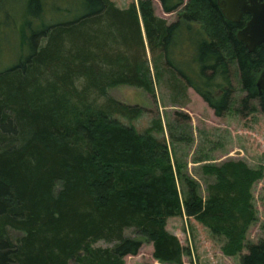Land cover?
I'll use <instances>...</instances> for the list:
<instances>
[{
	"label": "trees",
	"instance_id": "obj_1",
	"mask_svg": "<svg viewBox=\"0 0 264 264\" xmlns=\"http://www.w3.org/2000/svg\"><path fill=\"white\" fill-rule=\"evenodd\" d=\"M160 2L174 21L151 0L126 8L73 0L56 8L65 15L56 20L42 16V0L28 1L27 51L0 70V264H125L143 244L125 236L128 228L152 241L159 261L185 264L166 229V218L183 212L225 236L224 253L242 250L264 169L230 159L209 168L206 198L188 179L182 198L161 119L139 130L134 122L149 110L107 90L128 85L154 96L164 86L178 104L191 88L218 117L264 116V44L249 51L237 32L250 16L229 21L217 0ZM182 136L171 138L190 141ZM10 230L23 235L14 240ZM98 240L113 246L94 247ZM247 249L242 264H264V237Z\"/></svg>",
	"mask_w": 264,
	"mask_h": 264
},
{
	"label": "rangeland",
	"instance_id": "obj_2",
	"mask_svg": "<svg viewBox=\"0 0 264 264\" xmlns=\"http://www.w3.org/2000/svg\"><path fill=\"white\" fill-rule=\"evenodd\" d=\"M28 1L0 0V70L17 62L27 51L26 47L22 49V29L30 16ZM113 1L118 7L126 8L132 3L139 6L140 0ZM151 1L158 16L168 22L176 19L175 13L164 12L160 0ZM42 2L45 8L42 16L56 20L65 16L56 12V8L70 7L73 0ZM30 19L34 20L35 25L42 22L40 18ZM107 91L117 100L138 104L149 110L134 122L139 130L148 127L153 118L161 119L182 198L185 191L183 179L195 181L200 194L206 198L208 184L215 181V177L208 172L209 168L230 159L243 160L251 167L264 169V116L261 113L243 118L232 110L226 116L218 117L191 88L188 90V100L178 104L172 102L171 92L164 86H157L154 96L142 88L128 85L112 86ZM179 134L184 139L190 138V141L172 140L171 137ZM59 189L60 184H57L56 191ZM252 194L257 217L249 225L242 250L235 254L224 253L225 236L211 232L185 212L166 218V229L181 242L185 264H242L241 257L248 250L247 243L257 242L264 237V172L262 178L253 184ZM10 234L17 240L23 232L10 230ZM125 236L143 240L136 255L125 256V264H172L156 259L152 241L135 228L126 229ZM93 246L106 248L112 247L113 243L98 240Z\"/></svg>",
	"mask_w": 264,
	"mask_h": 264
},
{
	"label": "water",
	"instance_id": "obj_3",
	"mask_svg": "<svg viewBox=\"0 0 264 264\" xmlns=\"http://www.w3.org/2000/svg\"><path fill=\"white\" fill-rule=\"evenodd\" d=\"M217 4L224 17L234 23H239L245 15L250 16L237 32L238 40L244 42L249 51L253 52L264 44V0H217ZM257 89L264 102V68Z\"/></svg>",
	"mask_w": 264,
	"mask_h": 264
}]
</instances>
